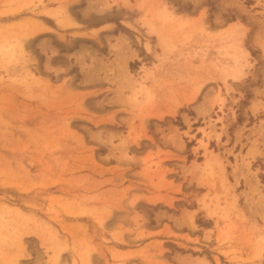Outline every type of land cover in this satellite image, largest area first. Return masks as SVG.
Wrapping results in <instances>:
<instances>
[{
  "label": "rangeland",
  "instance_id": "1",
  "mask_svg": "<svg viewBox=\"0 0 264 264\" xmlns=\"http://www.w3.org/2000/svg\"><path fill=\"white\" fill-rule=\"evenodd\" d=\"M0 264H264V0H0Z\"/></svg>",
  "mask_w": 264,
  "mask_h": 264
},
{
  "label": "crops",
  "instance_id": "2",
  "mask_svg": "<svg viewBox=\"0 0 264 264\" xmlns=\"http://www.w3.org/2000/svg\"><path fill=\"white\" fill-rule=\"evenodd\" d=\"M258 149H260V147H258Z\"/></svg>",
  "mask_w": 264,
  "mask_h": 264
}]
</instances>
